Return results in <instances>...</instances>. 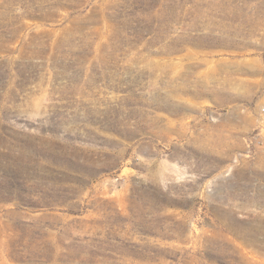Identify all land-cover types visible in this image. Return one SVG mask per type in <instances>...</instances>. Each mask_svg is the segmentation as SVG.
I'll return each mask as SVG.
<instances>
[{
	"label": "rangeland",
	"instance_id": "1",
	"mask_svg": "<svg viewBox=\"0 0 264 264\" xmlns=\"http://www.w3.org/2000/svg\"><path fill=\"white\" fill-rule=\"evenodd\" d=\"M0 264H264V0H0Z\"/></svg>",
	"mask_w": 264,
	"mask_h": 264
}]
</instances>
